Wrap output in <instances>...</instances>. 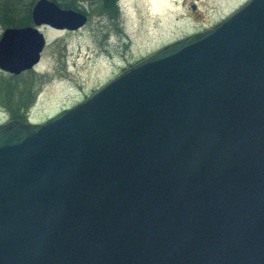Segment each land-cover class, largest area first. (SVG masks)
Masks as SVG:
<instances>
[{
    "label": "water",
    "instance_id": "95a60500",
    "mask_svg": "<svg viewBox=\"0 0 264 264\" xmlns=\"http://www.w3.org/2000/svg\"><path fill=\"white\" fill-rule=\"evenodd\" d=\"M30 21L2 30L0 70L86 15L37 0ZM0 264H264V0L0 123Z\"/></svg>",
    "mask_w": 264,
    "mask_h": 264
},
{
    "label": "rangeland",
    "instance_id": "374dc122",
    "mask_svg": "<svg viewBox=\"0 0 264 264\" xmlns=\"http://www.w3.org/2000/svg\"><path fill=\"white\" fill-rule=\"evenodd\" d=\"M0 0V33L29 16L33 0ZM86 12L76 30L41 24L39 61L18 75L0 70V123H40L81 100L128 64L159 47L212 26L245 0H121L116 17L91 0H60ZM114 12V11H113ZM27 13V14H26ZM12 88L11 95L7 93ZM19 99L24 103L14 109ZM19 116L21 119L15 118Z\"/></svg>",
    "mask_w": 264,
    "mask_h": 264
},
{
    "label": "flooded vegetation",
    "instance_id": "af4514ba",
    "mask_svg": "<svg viewBox=\"0 0 264 264\" xmlns=\"http://www.w3.org/2000/svg\"><path fill=\"white\" fill-rule=\"evenodd\" d=\"M37 0H33V3L31 4L30 8H29V18H30V11L32 9V6L34 5V3L36 2ZM52 3H54L58 8H61V9H72V10H75V11H79L83 14L86 15V12L84 10H81L79 8H76L75 4L74 5H71V6H68V4H66L64 1H60V0H48ZM93 1L97 8H98V11L101 13V12H105L107 11L108 12V15L110 16L109 18L112 19L114 18L113 17V13L116 17V13H115V10L118 11L119 10V6H120V2L121 0H91ZM15 2V0L13 1ZM114 11V12H113ZM27 14V13H26ZM87 17V15H86ZM31 25V24H30ZM47 26V25H45ZM49 27V26H48ZM6 28V27H5ZM4 29V28H3ZM2 29V30H3ZM2 32V31H1ZM1 34V33H0ZM129 65V64H128ZM127 65V66H128ZM123 69V68H122ZM121 69V70H122Z\"/></svg>",
    "mask_w": 264,
    "mask_h": 264
},
{
    "label": "trees",
    "instance_id": "16d2710c",
    "mask_svg": "<svg viewBox=\"0 0 264 264\" xmlns=\"http://www.w3.org/2000/svg\"><path fill=\"white\" fill-rule=\"evenodd\" d=\"M3 22H7V24H12V25H19V24H23V23H27L28 21H29V16L28 15H26L25 16V18H23V19H19V20H17V21H11V20H2ZM24 25V24H23ZM8 89V88H7ZM13 89L12 88H9L8 89V91H7V93L9 94V95H11L12 94V92H9V91H12ZM24 103V101L22 100V99H19V101H17L16 103H15V105H14V109H16V110H18V108L22 105ZM15 118H18V119H21L19 116H15Z\"/></svg>",
    "mask_w": 264,
    "mask_h": 264
}]
</instances>
